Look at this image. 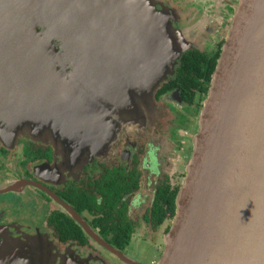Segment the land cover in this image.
Listing matches in <instances>:
<instances>
[{
    "label": "water",
    "instance_id": "water-1",
    "mask_svg": "<svg viewBox=\"0 0 264 264\" xmlns=\"http://www.w3.org/2000/svg\"><path fill=\"white\" fill-rule=\"evenodd\" d=\"M237 1L157 264H264V0ZM157 4L0 0V132L95 127L97 93L114 106L152 107L141 85L129 89L132 71H117L141 63L134 74L152 84L200 24L176 29Z\"/></svg>",
    "mask_w": 264,
    "mask_h": 264
},
{
    "label": "flooded vegetation",
    "instance_id": "flooded-vegetation-1",
    "mask_svg": "<svg viewBox=\"0 0 264 264\" xmlns=\"http://www.w3.org/2000/svg\"><path fill=\"white\" fill-rule=\"evenodd\" d=\"M237 3L160 0V10L170 5L176 29L212 14L203 31L217 41L212 50L183 52L155 106L139 108L150 115L143 128L128 127L113 141L110 124L99 118L95 127L84 124L88 136L80 141L71 123L59 124L58 133L0 132V264H147L130 257L139 242L162 255L173 220L154 213V204L160 189L180 183L199 128L202 95L192 87L191 101L184 92L187 53L209 58L219 51Z\"/></svg>",
    "mask_w": 264,
    "mask_h": 264
},
{
    "label": "rangeland",
    "instance_id": "rangeland-1",
    "mask_svg": "<svg viewBox=\"0 0 264 264\" xmlns=\"http://www.w3.org/2000/svg\"><path fill=\"white\" fill-rule=\"evenodd\" d=\"M157 1H158V3L160 2V0H157ZM167 8H170V5L167 4ZM167 8H165L164 11H168ZM175 11L177 13H179L178 10H175ZM165 14L168 15V13H165ZM230 16H234V15H230ZM211 17H213L212 14L211 15L210 14L205 15L202 18V20L197 22V23H200V24L194 30L192 35H189V34H186V33L183 34L185 36L186 40L189 43V48L188 49L197 47V48L204 49V50H212L214 48L213 44H215V42L217 41L216 38H214V36H211V33H208V32L205 33V31H203V28L207 25V23L208 24L210 23ZM175 22L176 21H173V24H175ZM212 22H213V20L211 21V23ZM217 22H221V20L219 19ZM196 24L193 23V24H191V26H194ZM230 25H231V21H230ZM207 26H206V28L208 29ZM229 29H230V26H229ZM179 30H181V29H179ZM228 32H229V30L224 35L225 38H227ZM183 50L184 51H182L181 54L180 53L179 54H173V53L171 54V53H169V57H168V60L166 62V67H168V70L165 72V74L163 73V75L160 78H158V80H153L152 84L151 83L150 84L149 83H145L144 84L145 79H143V76L141 74H139V75H135L134 74L135 72L141 73L143 71V69H142L143 67H141V63H136L135 64L136 66L134 65V67H132L133 63H131L130 60H127L128 61L127 64L125 63L123 68L121 70L117 71V72L126 73V71H132V75H129L130 78L128 79L129 89H131L133 92H135L137 90V88L133 84H135L136 86H138V84L141 85L142 87L140 89H144L143 98L149 100V102H150V104H151V106L153 108L155 106V104H156L155 94H156L157 89L165 81H167L172 75L175 74V71H176L175 69H176V67L179 64V60H180L183 52H185V50H186L185 46H183ZM109 73H111L110 69H109ZM87 95L90 96L89 92H87ZM130 95H131V97H134L131 92H130ZM84 96L85 95H79L75 99V101L76 102H82ZM93 96L95 97V99L92 98L93 100H91V99L90 100L93 101V103L95 104V107L93 108L92 113H91V111L88 112V115H91V114L94 115V117H93L94 121H96L98 119L97 117H99L100 121L107 122V123L110 124L111 129L106 128L105 131L107 129L110 131V133L107 134L106 137L109 138V139L112 138L111 139L112 141L113 140H118V138L121 137V133L125 129H127L128 127H129L128 129H130L132 127L143 128L145 125H147L146 124L147 123L146 119L150 115L148 113H145L144 111H141L140 109L133 110L131 107L126 105L127 101L125 103L124 102H121V103L119 102V105H118L117 102H115V106H114L113 104H110V103H108V101H106L105 96L102 93L101 94L97 93V94H94ZM117 99H119V97ZM153 99H154V101H151ZM134 102H135V100H134ZM70 105L72 106L73 103L66 104V105H64V107H61L59 109L66 108V107H68ZM59 109H56L55 112L58 115H61L62 113H61V111H58ZM69 109H71V108H69ZM151 111H153V109H151ZM77 115L78 116H82L81 114H77ZM55 118H57V117L55 116ZM82 119H84V118H82ZM125 120H128V123H126ZM81 125H83L82 131H80L77 128V127H81ZM76 126L77 127H74V134H75L74 139L76 141H80L83 137H85V135L88 136L86 131L83 130V129H86L85 125L83 123L76 124ZM86 127H87V125H86ZM196 130L198 131V129H196ZM138 131L139 130H136V132H138ZM63 133L64 132H59L60 138L62 137V135L64 136ZM79 133H81L82 136L79 137ZM67 135L68 134H66V136ZM171 167H172V164H170L168 166V170L169 169L172 170ZM169 225H170V222H169ZM130 253H131L130 257L133 260H135V261H144L147 264H152L151 260H153V259H157V261H159L158 259H160V256H161L160 255L161 254L160 251L152 248L148 243H145V242L134 243L132 245V247L130 248Z\"/></svg>",
    "mask_w": 264,
    "mask_h": 264
},
{
    "label": "trees",
    "instance_id": "trees-1",
    "mask_svg": "<svg viewBox=\"0 0 264 264\" xmlns=\"http://www.w3.org/2000/svg\"><path fill=\"white\" fill-rule=\"evenodd\" d=\"M223 44L219 49V51H217L214 55L210 56L209 58H207L205 55L201 54L200 52L193 51L187 53L185 65H188L189 75L185 79L186 87H184V92L186 95L190 93L188 97H192V98H188V99L192 101L194 100L193 97L195 96V92L192 91V87L198 88L197 92H199L200 95H202V97L200 98L202 102L199 103L200 113L202 111L204 102L208 96L212 82V76L217 67L222 52ZM186 174H187V169L181 174V181L179 184L175 186L169 184L159 190L157 200L154 204V209H153L154 213L158 215H166V217H169L172 220H174L177 212L178 194L183 184V181L186 177ZM171 226L168 228V232ZM157 263H158L157 261L154 262V264Z\"/></svg>",
    "mask_w": 264,
    "mask_h": 264
}]
</instances>
